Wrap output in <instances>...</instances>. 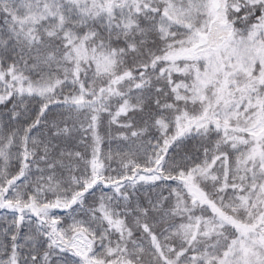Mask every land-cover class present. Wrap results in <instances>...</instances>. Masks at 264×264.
<instances>
[{"label": "snow or ice", "instance_id": "6c2138e0", "mask_svg": "<svg viewBox=\"0 0 264 264\" xmlns=\"http://www.w3.org/2000/svg\"><path fill=\"white\" fill-rule=\"evenodd\" d=\"M0 264H264V0H0Z\"/></svg>", "mask_w": 264, "mask_h": 264}]
</instances>
